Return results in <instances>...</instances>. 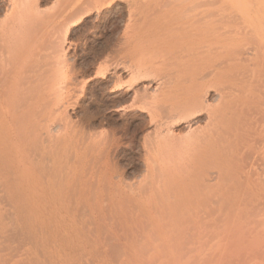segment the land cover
Masks as SVG:
<instances>
[{
	"label": "bare ground",
	"instance_id": "obj_1",
	"mask_svg": "<svg viewBox=\"0 0 264 264\" xmlns=\"http://www.w3.org/2000/svg\"><path fill=\"white\" fill-rule=\"evenodd\" d=\"M41 1L0 0V203L13 219L0 209V238L12 231L5 238L30 241L35 264L201 253L213 248L218 202L264 204V107L260 116L250 110V87L231 106L237 61L252 71L259 52L240 57L228 0H128L121 47L149 51L136 73L150 80L124 89L116 74L100 79L113 110L143 104L161 122L147 132L144 173L132 179L114 158L113 131L82 128L67 114L99 75L70 76L66 31L116 0H52L51 10ZM183 120L184 134L163 133Z\"/></svg>",
	"mask_w": 264,
	"mask_h": 264
},
{
	"label": "rangeland",
	"instance_id": "obj_2",
	"mask_svg": "<svg viewBox=\"0 0 264 264\" xmlns=\"http://www.w3.org/2000/svg\"><path fill=\"white\" fill-rule=\"evenodd\" d=\"M135 1L146 2L147 0ZM228 2L233 20V37L235 39L237 37L242 38L236 45L238 49L243 51L240 57L249 56L253 58V53L259 52V56L253 58L254 63L259 65L252 71H247L245 67L247 62L240 63L237 61L235 68L238 72L232 89L231 106L237 107L241 104L244 97L243 93L250 87L254 91L252 98H250V105L254 104L250 110L254 115L260 116L259 110L264 107V0H228ZM128 3H130L128 0H116L114 4L106 5L105 8H94L78 21L76 20V25L69 27V30L66 31V38L70 44L66 53L67 56H65L68 59L65 68H68L66 70H69L70 76L78 77V80L99 75L85 89L78 101L71 100L72 104L68 107L67 114L71 120L76 122L73 124L82 128H87L88 123H93V128L96 131L102 133L113 131L115 137L120 139L113 151L114 158L125 176L132 179L139 178L144 173L145 138L148 130L153 131L157 127L156 123L161 122L158 120V116L152 114L154 113L153 110L143 104H137L130 110L123 112L113 110L114 102L109 99L105 91L106 85L101 81L103 78L116 74L115 76L123 80L121 82L124 83L123 88L125 89L128 86L126 83L128 80L133 79L135 81L134 88L141 87L142 84L150 80L149 77H145L139 72L136 73L137 66H140V63L150 56L149 51L139 50L136 53H130L129 50L121 47L124 43L123 30L128 23ZM41 5L44 10H51L54 7L52 0H42ZM0 11L1 14L3 12L1 8ZM2 17L1 14L0 18ZM71 66L72 71L70 70ZM250 66L253 67L252 61H250ZM115 71L117 72L115 73ZM154 80L161 83L159 78ZM103 85L105 86L104 90ZM215 92H212L215 99H211V103L217 106L219 99H217ZM122 104H127V102L123 101ZM90 114L94 117L87 121ZM200 120L203 126L206 120L205 115L200 117ZM186 123L185 120L178 121V124L173 125L170 131L164 127L162 128L163 133L182 135L187 129ZM214 149L219 154L218 152L222 148L215 145ZM221 166H217L216 170H219ZM257 204L254 202L253 204L251 202H244L243 204L218 202L217 236L213 248L210 250L201 253L184 251L172 255L154 254L146 251L133 253L134 256L133 254L127 256L112 253V255L109 254V257L107 254L103 261L106 264H264V204ZM3 205V202L0 203V209L4 213L8 210L5 208H9V206L4 205L3 207ZM6 212L5 216H9V219L7 217L2 219H5L4 222H11L13 220L12 214ZM8 233L10 235L14 232ZM8 233L0 238V264H35L33 261L35 256L33 251L35 250H32L33 246L30 247L32 245H29L28 242L30 241L22 242L21 237L15 234L14 239L12 236L5 238ZM2 238H5V241ZM6 240L9 241V245ZM23 243L28 244V246L26 244L27 248L22 246ZM26 252L29 254L27 255ZM47 256L40 258L46 260L49 258V256L46 258ZM52 256L54 258L59 257V255L54 256V254ZM97 257L100 258L93 254L84 255L80 262L82 264H103L102 260H97ZM6 259L7 261H5Z\"/></svg>",
	"mask_w": 264,
	"mask_h": 264
}]
</instances>
